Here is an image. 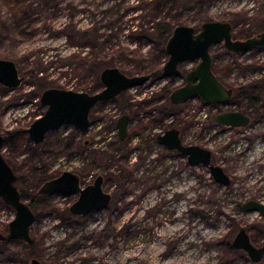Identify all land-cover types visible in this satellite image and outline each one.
Returning <instances> with one entry per match:
<instances>
[{
	"label": "rangeland",
	"instance_id": "obj_1",
	"mask_svg": "<svg viewBox=\"0 0 264 264\" xmlns=\"http://www.w3.org/2000/svg\"><path fill=\"white\" fill-rule=\"evenodd\" d=\"M115 2L0 0V58L14 60L24 77L17 89L0 84V134L16 133L12 149L5 144L2 151L28 187L24 199L30 202L42 170L51 177L71 170L82 176L83 184L102 175L104 189L113 197L107 208L69 221L63 216L75 195L42 198L46 207H34L37 220L31 234L39 241L34 255L21 241L0 242V264H32V257L43 264H250L230 246L241 227L257 220L243 204L264 201V108L254 113L256 124L234 129L220 125L216 115L239 101L250 109L249 93L235 92L228 104L190 99L169 107L165 93L184 84L185 73L197 61L183 62L182 76L174 78L158 72L165 58L158 67L147 61L118 66L127 75L152 77L126 90L125 96L100 102L88 131L64 124L47 134L38 155L28 152L34 143L27 128L47 108L39 100L44 89H101L93 71L96 61L89 60L93 48L83 45L89 40L78 31L99 27L102 11ZM30 3L35 10L28 8ZM128 4L125 20L131 25L130 16L141 13L142 1ZM177 8L181 24L197 30L208 20L230 21L235 38L264 30V0H184ZM128 30L121 32L120 41ZM137 45L130 47L145 55L151 49L149 44ZM211 53L216 74L228 84H264V48L234 53L220 43ZM127 113L133 120L128 138L122 140L116 124ZM171 124L181 129L186 142L212 150L213 162L230 176V184L217 182L208 166L191 165L158 142L157 135ZM14 216L15 210L0 197L1 231H7Z\"/></svg>",
	"mask_w": 264,
	"mask_h": 264
},
{
	"label": "water",
	"instance_id": "obj_2",
	"mask_svg": "<svg viewBox=\"0 0 264 264\" xmlns=\"http://www.w3.org/2000/svg\"><path fill=\"white\" fill-rule=\"evenodd\" d=\"M234 27L230 21L208 20L202 23L199 30L188 24H178L173 28L166 43L168 58L162 66L164 77H181L180 65L185 61H197V64L185 74L186 83L170 92V101L182 104L188 99L199 97L209 104L228 102L233 95V89L226 86L213 70L214 57L211 47L222 43L225 48L234 53L248 51L254 48H264V30L257 35L237 39L233 35ZM103 88L90 93L61 87L45 89L40 96V103L47 107L43 115L36 118L27 128L35 143L45 140L46 134L59 129L64 124L86 131L91 126L90 113L96 103L101 100L115 98L126 89L145 83L148 74L127 75L118 66L106 67L101 71ZM17 63L12 59L0 58V84L11 89L19 88L23 83ZM129 114H123L118 120V135L125 139L128 135ZM219 124L233 127L245 126L250 122L248 115L241 111L220 112L216 116ZM160 144L169 149L181 151L188 157L192 165L208 166L217 182L228 185L230 176L219 164L212 163V151L198 144H184L180 138V130L170 127L158 135ZM5 137L0 134V197L11 206L16 214L9 223V231H0V240L21 239L32 243L31 226L36 221V215L30 205L23 199L17 186V175L3 155ZM40 193L60 192L65 194L79 193V198L70 207L72 213L85 216L94 210L109 206L112 194L103 188V176L99 175L95 182L82 187L80 176L76 172L66 170L59 176L45 181L38 190ZM243 208L247 211L259 210L264 214V203L249 200ZM232 245L249 252L251 257L264 252V246L257 249L251 242L249 233L241 228ZM33 264H42L37 258Z\"/></svg>",
	"mask_w": 264,
	"mask_h": 264
},
{
	"label": "trees",
	"instance_id": "obj_3",
	"mask_svg": "<svg viewBox=\"0 0 264 264\" xmlns=\"http://www.w3.org/2000/svg\"><path fill=\"white\" fill-rule=\"evenodd\" d=\"M129 1L130 0H116L113 5L102 11L103 17L98 21V24L100 25L99 27L96 25L91 27L90 31H78V33H80L79 36L85 39L88 38L89 40V44L84 42L83 45L87 44L89 46L88 48H91V46L93 48L89 60L96 61V66L94 65L95 68L93 71H95L98 85L101 84L100 73L106 67L119 66L127 68L125 63H128L129 61H137L139 63H145L146 61L152 62V64L158 67L161 64V59L167 57L166 43L172 34L173 28L176 25L181 24V13H178L177 7L178 2L184 0H140L142 1L140 7L141 13L136 17L139 21L137 25H134L131 28L130 26L134 24L136 18L130 16V21L132 22L131 25L128 24L129 21L125 20L130 9L129 4L127 5ZM44 2L50 3L51 0H44ZM30 4L28 5V8L32 11L35 10V8H33L34 3ZM127 28L129 29V32L124 34L125 39L120 41L119 37L121 32L124 30L126 31ZM101 29H105V32H102ZM103 36H105L104 39H101ZM131 44H135L136 46H138L137 44H149L151 49L147 55H145L140 49H132L130 47ZM136 57L139 60H136ZM159 60L161 61L159 62ZM155 69L157 70V68ZM158 69L160 70V68ZM219 78L223 83L228 84L223 78H221V76H219ZM43 86L44 84L42 83L39 88L42 89ZM167 102L169 107H178V105L171 104L170 101ZM15 139L16 133L9 131L6 133L5 144L12 149L13 146L11 143ZM44 143L45 142L41 145ZM119 143H121V141H119ZM66 146L67 149H70L72 147V141H68ZM38 147H40V145L34 144L28 149V152L35 154L38 152ZM100 159H103V157ZM49 178L50 175L46 170L41 171L34 186L39 187ZM17 185L21 190L22 195L25 197L29 190L27 189L28 187L25 186L22 176L18 177ZM33 195V201L31 204L35 206L38 199H40V196L36 191H34ZM39 203L43 205V208L46 207L45 203ZM66 217L70 220L80 219L79 217H70V214H66ZM27 246L31 249L32 255H34L35 246Z\"/></svg>",
	"mask_w": 264,
	"mask_h": 264
},
{
	"label": "flooded vegetation",
	"instance_id": "obj_4",
	"mask_svg": "<svg viewBox=\"0 0 264 264\" xmlns=\"http://www.w3.org/2000/svg\"><path fill=\"white\" fill-rule=\"evenodd\" d=\"M234 27V26H233ZM259 33V32H258ZM258 33H256V34H253V35H251V36H254V35H257ZM233 35H234V32H233ZM251 36H249V37H251ZM235 38V37H234ZM248 38V37H247ZM237 39H243V38H237ZM222 44V43H221ZM167 52V51H166ZM168 53H167V57L165 58V60H167V58H168ZM165 63V62H164ZM180 67H182V64L180 65ZM191 70V69H190ZM213 70H214V68H213ZM189 71V70H188ZM187 71V72H188ZM158 72H161L162 73V67H160V70L158 69ZM186 72V73H187ZM215 72V71H214ZM185 73V74H186ZM101 74V73H100ZM142 74H146V73H142ZM134 75H136V74H134ZM148 75L150 76V78L149 79H151V74L150 73H148ZM218 75V74H217ZM162 76H163V74H162ZM164 77V76H163ZM185 77V76H184ZM219 77V76H218ZM164 78H174V77H164ZM148 79V80H149ZM100 80H101V77H100ZM147 80V81H148ZM146 81V82H147ZM145 82V83H146ZM227 82V81H226ZM186 83V80H185V82H184V84ZM144 84V83H143ZM226 86H228V87H231L232 89H233V95H234V93L235 92H240V93H249V102H248V104H249V107H250V109L249 108H247V106L245 105V104H242V102L241 101H239V104H236L234 107H226L225 109H222V110H220L218 113H220V112H226V111H241V112H243V113H245L246 115H248L249 116V118H250V122H249V124H251V122H253V123H255L256 124V122L257 121H259V120H257V119H255V114L254 113H256V112H259L260 111V109H263L264 108V96H263V93H264V84L263 83H261V82H259V81H253L252 83H250V84H248V85H245V86H236V85H233V84H226V83H224ZM101 89L103 88V82H102V80H101ZM183 85V84H182ZM50 88V87H49ZM47 89V88H46ZM100 89V90H101ZM45 90V89H44ZM43 90V91H44ZM100 90H98V91H100ZM126 90H128V89H126ZM125 90V91H126ZM42 91V92H43ZM78 91V90H77ZM81 91H85V90H81ZM125 91H123L121 94H119V95H117L116 97H118V96H125L124 94H125ZM89 92V91H88ZM97 92V91H96ZM90 93H94V92H90ZM42 94V93H41ZM165 95H166V100L167 101H170V98H169V95H170V93L168 94V96H167V92L165 93ZM233 95H232V98L231 99H233ZM115 97V98H116ZM111 99H114V98H111ZM191 100L192 99H198L199 101H201V102H204V103H206L205 101H203L202 99H200L199 97H193V98H190ZM190 99H188V100H190ZM230 99V100H231ZM40 100V99H39ZM106 100H109V99H105V100H101V101H99L98 103H96L95 105H94V107L92 108V110H91V113H92V111H93V109L101 102H103V101H106ZM187 100V101H188ZM229 100V101H230ZM229 101L228 102H226V103H224V104H228L229 103ZM170 103L171 104H174V103H172L171 101H170ZM185 103V102H184ZM183 104V103H182ZM207 104H209V103H207ZM218 104H223V103H218ZM42 105V104H41ZM174 105H181V104H174ZM215 105V104H214ZM226 106H228V105H226ZM91 113H90V119H91ZM217 113V114H218ZM128 114V113H127ZM129 116H130V120H129V122H128V135H127V137L126 138H128V136H129V125H130V123H131V121L133 120V117H132V115H130L129 114ZM217 116V115H216ZM119 120V119H118ZM91 122H92V120H91ZM117 124H118V121H117ZM116 124V125H117ZM248 124V125H249ZM92 125V124H91ZM174 124H171V126L170 127H174L173 126ZM220 125H226V124H220ZM248 125H245V126H248ZM63 126V125H62ZM226 126H230V125H226ZM245 126H236V127H233V126H230L231 128H234V129H236V128H243V127H245ZM91 127V126H90ZM89 127V128H90ZM169 127V128H170ZM118 128V127H117ZM75 129H77V128H75ZM77 130H79V129H77ZM89 130V129H88ZM88 130H86V131H88ZM167 130V129H166ZM165 130V131H166ZM180 130V138L182 139V142L184 143V144H186V145H188V144H194V143H188V142H186V138L184 137V134L182 133V131H181V129H179ZM79 131H81V130H79ZM119 131V130H118ZM165 131H163L162 133H164ZM81 132H85V131H81ZM184 132V131H183ZM49 133V132H48ZM47 133V134H48ZM162 133H159L158 135H160V134H162ZM29 134V133H28ZM47 134H46V137H47ZM4 137H5V141H6V134H2ZM158 135H157V137H158ZM182 135H183V137H182ZM29 137H30V135H29ZM31 138V137H30ZM125 138V139H126ZM31 140H32V138H31ZM124 140V139H123ZM157 140H158V138H157ZM33 141V140H32ZM46 141V138H45V140L43 141V142H45ZM43 142H41V143H35L34 141H33V143L35 144V145H41ZM159 142V141H158ZM4 145H5V143H4ZM162 145V144H161ZM166 149H168V150H173V151H175L176 153H178L180 156H182V157H184L186 160H187V162L188 163H190L189 161H188V157L186 156V155H184L181 151H179V150H176V149H169V148H167L166 146H164ZM211 150V149H210ZM212 151V150H211ZM36 154V153H35ZM34 154V155H35ZM4 155V154H3ZM36 155H38V154H36ZM6 158V157H5ZM6 160L8 161V159L6 158ZM8 163H9V161H8ZM212 163H214L213 162V153H212ZM10 164V163H9ZM191 164V163H190ZM216 164V163H215ZM11 165V164H10ZM192 165V164H191ZM12 167V166H11ZM13 168V167H12ZM14 170V169H13ZM210 170V169H209ZM42 171H44V170H42ZM66 171V170H65ZM64 172V171H63ZM62 172V173H63ZM211 173V172H210ZM78 174V173H77ZM57 176H59V175H57ZM57 176H55V177H57ZM79 176H80V181H81V175L79 174ZM99 176V175H98ZM97 176V177H98ZM102 176V175H101ZM96 177V178H97ZM52 178H54V177H51L50 176V178L49 179H52ZM96 178H94L93 180H91V182H88V183H86V184H83L82 182H81V185H82V187H85V186H88V185H90V184H92V183H94L95 182V180H96ZM49 179H47V180H49ZM46 180V181H47ZM17 181H18V176H17ZM44 183V182H43ZM42 183V184H43ZM41 184V185H42ZM40 185V186H41ZM18 186V185H17ZM40 186L38 187V189L36 190V192H37V194L40 196V199H38V201L36 202V204H35V206H33L31 203H32V201H33V193L34 192H32V193H30L31 195V197H29L31 200H30V202H28L26 199H24V196L22 195V197H23V199L30 205V207H31V209L34 211V213H35V215H36V220H37V213L35 212V210H34V207H36V205H40V206H43L41 203H39V202H43V203H45V205L47 204L45 201H43L42 200V198H46V197H49V195H53V196H56V195H58V196H62V197H67L68 195H75L76 196V199L74 200V201H72V203H70L69 205H68V208H67V210H66V213H65V215L63 216V220L65 221V220H67V221H69L70 219L68 218V217H66V214H70V217H79L80 219H81V217H82V219H86L87 218V216L89 215V214H91V213H93V212H95V211H97V210H94V211H92L91 213H88L87 215H85V216H82V215H76V214H74V213H72L71 212V210H70V207H71V205L76 201V200H78V198H79V193H74V194H65V193H60V192H52V193H40L38 190H39V188H40ZM19 188V187H18ZM103 188H104V178H103ZM20 190V189H19ZM105 190V189H104ZM21 191V190H20ZM106 191V190H105ZM108 192V191H107ZM22 194V193H21ZM27 194V193H26ZM112 194V193H111ZM26 197V196H25ZM113 198V197H112ZM111 201H112V199H111ZM257 201H261V202H263L264 203V201L263 200H257ZM111 203V202H110ZM245 204V203H244ZM243 204V205H244ZM110 205V204H109ZM107 208V207H106ZM103 209V208H102ZM251 212H255L256 214H257V220L255 221V222H252L251 224H250V226L247 228V227H245V226H243V227H241V228H245L246 229V231L249 233V236H250V239H251V242H252V244L257 248V249H259V248H261V247H263L264 246V214H262L259 210H255V211H251ZM15 214H16V212H15ZM15 217V216H14ZM66 217V218H65ZM36 222V221H35ZM35 222H34V224H35ZM10 223V222H9ZM33 224V225H34ZM33 225L31 226V230H30V234H31V232L32 231H34L33 230ZM240 228V229H241ZM239 229V230H240ZM239 230H238V232H239ZM1 231V230H0ZM9 231V224H8V229H7V231H2L3 233H7ZM237 232V233H238ZM237 233H236V235H237ZM35 236H32V234H31V236H32V238H33V242L32 243H30V242H27V241H24V240H21V239H11V240H0V242H13V241H21L22 243H26L27 245H29V246H37V244H39V241H38V238L36 237L37 235L36 234H34ZM235 235V236H236ZM235 236L233 237V239L235 238ZM233 239H232V241H231V246H230V248L231 249H233L234 247H233V245H232V242H233ZM234 249H236L237 251H239V252H242L243 254V256L244 257H246L247 259H248V262L250 263V264H264V252L263 253H261L260 255H256L255 257H251L250 256V254H249V252L247 251V250H245V249H242V248H234ZM34 258H36V257H32L31 258V263H32V259H34ZM38 259V258H37ZM39 260V259H38ZM40 261V260H39ZM41 262V261H40ZM42 263V262H41ZM33 264V263H32ZM43 264V263H42Z\"/></svg>",
	"mask_w": 264,
	"mask_h": 264
}]
</instances>
